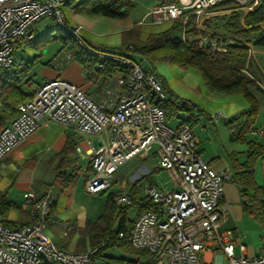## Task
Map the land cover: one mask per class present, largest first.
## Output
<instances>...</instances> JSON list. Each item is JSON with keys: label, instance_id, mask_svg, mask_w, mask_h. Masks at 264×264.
I'll list each match as a JSON object with an SVG mask.
<instances>
[{"label": "built area", "instance_id": "built-area-1", "mask_svg": "<svg viewBox=\"0 0 264 264\" xmlns=\"http://www.w3.org/2000/svg\"><path fill=\"white\" fill-rule=\"evenodd\" d=\"M227 0H179L152 6L142 22L180 20L182 28L193 19L197 28L210 14L218 12L219 4ZM236 7L250 11L264 0H233ZM67 0H0V70L13 76L19 69L12 53L33 40L31 27L44 16L54 17L66 33L73 36L93 55L94 74L105 69L106 61L120 62L118 75L108 76L96 95L87 94L80 86L56 77L37 85L31 97L20 103L17 114L0 130V161L41 125L50 121L73 128L81 134L96 135L98 145L88 146L84 188L89 194L109 191L111 178L118 166L132 157L156 158L153 171H163L166 181L160 184L146 179L141 187L142 202L150 209L140 211L132 220L128 236L137 253L136 264H264V201L261 205L262 231L258 253L247 255L246 246L239 243L235 253V234L222 229L227 204L223 202V185L229 172H218L202 159L197 140L187 123L170 126L164 109L155 101L165 100L162 82L154 72L146 71L129 55L102 49L85 42L79 25L66 23L62 6ZM229 43L247 47L250 59L253 43H245L232 35L219 33L210 42L197 40L198 48L210 45L209 52H224ZM70 58L69 55L65 56ZM249 64V63H248ZM248 64L244 72L263 90L264 82L257 78ZM84 76L89 79L86 71ZM122 89L115 96L113 88ZM213 120L226 116L210 115ZM264 135V121L255 132ZM102 134V135H100ZM81 152V148H76ZM151 172V171H150ZM146 168L141 176L131 177L130 185L142 176H150ZM117 207L131 204L128 191L113 197ZM54 199L50 190L41 194L27 191L21 207L28 210L32 221L8 224L0 215V264H120L112 261L101 248L109 238L85 252L74 253L57 249L46 232ZM124 237L118 233L117 239ZM210 257L206 259V253ZM216 253L215 257L213 254Z\"/></svg>", "mask_w": 264, "mask_h": 264}, {"label": "crops", "instance_id": "crops-1", "mask_svg": "<svg viewBox=\"0 0 264 264\" xmlns=\"http://www.w3.org/2000/svg\"><path fill=\"white\" fill-rule=\"evenodd\" d=\"M133 1H135V4L138 3L140 5L139 10L134 7L123 18L87 14L76 10L73 5L67 3L62 6V11L68 25L80 26L79 34L85 42L102 49L128 54L140 62L146 71L154 72L164 87L165 84L167 85L172 80L176 71L182 72L181 69L190 68H182L179 65V68H175L173 64L166 62H156L157 64L155 65L146 56L135 54L131 51L132 46L143 44L150 34L170 29L173 23L172 21L155 22L149 19L142 22L149 9L160 3V0ZM216 8L218 12L205 18L203 25L211 24L214 21L217 22L218 18L228 15L226 13L229 12H239L241 18L247 12L241 9L229 10L230 8L223 4H219ZM141 12L142 15L139 17ZM260 28L264 34V25L260 24ZM209 31L214 34H228L214 30ZM29 46L28 43L26 46L19 47L13 51L14 55L12 53V56L15 66H24L22 63L24 61L16 59L15 56L19 51L24 52L29 49ZM258 52L259 55L257 57L264 56L260 55L261 51ZM30 54L38 56L41 53L31 49ZM66 55V52L61 49L57 54H54V57L49 59L47 65L41 62L33 65L28 71L27 77H21L18 82L20 89L24 93L32 95L37 85L48 79L61 77L80 86L87 94L96 95L101 90L100 87L108 83L105 82L108 76L114 77L118 75V70L107 75L101 72L98 74L91 73L93 70L87 71L77 61L72 58H66ZM257 57L253 55L250 59L251 66L255 63L257 65ZM83 71L90 74L89 79L84 76ZM190 71L196 80L194 83L192 81L190 86L198 92L199 96L205 98L201 102L198 101L199 104H195L207 114L206 118L195 116V121H199L200 127L197 129L190 127L197 140L196 148L202 159L208 162L214 170L232 174L230 154L239 152L236 156L239 162L244 161L246 158L244 153L245 145L238 143L234 137L242 119V117L238 118V116L248 108V103L239 93L223 94L222 91H209L203 78H199L200 76L197 74L199 72L197 70V72H193L194 70ZM261 72L264 75V71L261 70ZM113 91L115 96L122 95V89L119 87H114ZM259 101V112L263 114L258 113V116L260 115L258 127L248 132L245 138L246 140H255L264 147V135L255 133L264 121V100L261 101L260 98ZM261 103L263 104L261 105ZM212 112H221L226 116V120H222V123L228 128V133L224 130L226 128H217L216 123L219 119L213 120L210 117ZM213 124L214 128L212 130L211 126ZM68 136H71L72 147L66 151V163L63 170L66 173L70 171L77 173L73 167L79 162L82 168L80 173H83L84 178L82 182H77L74 186L69 178L60 181L54 177L56 168L59 165L58 160L62 156L60 151ZM225 142L229 143V148L225 147ZM90 144L95 146L90 140V134H81L71 127L66 128L53 121L41 125L24 141L18 143L0 161V212H2L3 219L10 225L31 222L32 218L28 210L21 207L26 192L33 191L39 195L46 190H50L54 203L46 226L47 234L57 249L74 253L85 252L91 246L90 237L87 234V224L88 222H95L101 215L98 207L94 208L92 204H86L84 200H81L82 197L84 198V184L89 172V169L87 171V160L83 157V152ZM77 147L81 148V152L76 149ZM77 174L79 175V173ZM41 175L43 178L47 177V179H39ZM46 180L52 181L51 183H46L48 182ZM254 180L257 185L264 188V154L254 164ZM152 181L155 182L154 180ZM142 184L143 181L141 186ZM114 187L116 188V185L112 186L109 192H113L112 189ZM117 187H122L129 192L131 185L125 181H120ZM252 195L253 192H250L249 196H242L240 189L230 178L225 180L223 202L227 204L228 210L221 228L233 230L236 254L239 253V243L246 246L247 255L252 256L258 253L263 226L261 211L250 207L252 205L250 202L248 208L242 205V201H250L249 198H252ZM137 253H126L127 256L123 258L135 260ZM206 255V259H208L210 253L207 252Z\"/></svg>", "mask_w": 264, "mask_h": 264}, {"label": "trees", "instance_id": "trees-1", "mask_svg": "<svg viewBox=\"0 0 264 264\" xmlns=\"http://www.w3.org/2000/svg\"><path fill=\"white\" fill-rule=\"evenodd\" d=\"M70 1L71 0H67L66 3L69 4ZM73 1V7L78 11L91 15L101 14L109 17H126L133 7V0ZM178 1L179 0H160L161 3H177ZM221 4L228 8L236 7V3L233 0H227ZM260 24L264 25V1L256 9L247 11L242 18L239 12H232L222 24V30L239 38L245 43H253L257 48H264V34L260 28ZM181 31L183 36L179 34ZM187 35H197V31L189 22L185 24L183 30L182 22L180 20H175L170 29L150 34L143 44H135L132 46L131 51L135 54L146 56L151 63L169 61L178 64L182 68L197 69L209 91H222L228 94L239 93L246 99L248 108L238 116V118L241 117V115L243 117L240 121L238 132L234 137L238 143L245 145L244 153L246 154V158L244 161L239 162L236 159L239 152H232L230 154L232 166L230 179L238 186L242 196H249L250 192H253L252 198H249L250 201L244 200L242 201V205L248 208L251 203L252 205L250 207L261 210V205L264 201V188L257 185L254 180V164L256 160L264 154V147L255 140H246L245 135L254 129L252 126L259 113L260 97L257 96L256 92H262L263 95L264 92L243 71L246 64L250 63L247 47L229 43L226 51H215L210 53L209 44H206L203 49L198 48L197 40H187L184 38L187 37ZM59 38L63 43L62 50H64L70 58L77 61L87 71L93 70L95 58L92 54L83 49L73 36L65 33L63 36H59ZM32 42L34 41L31 40L30 43ZM32 66V64L22 67L16 66L19 71L15 72L13 76H9L6 71L0 70V130L17 114L18 105L31 97L29 93H24L20 89L18 82L21 77L27 75ZM120 66V62L109 60L106 61L105 69L100 72L107 75L120 69ZM91 73H93V71ZM155 102L164 109L166 118H168L169 101L165 99ZM192 121H195V118L182 120L180 123H187L190 126ZM70 147H72V140L71 136H68L60 151L62 156L56 168L57 173L55 176L57 177L63 174H65L66 177V172L63 169L66 163L65 154ZM69 175L71 176L69 179L73 181L77 173L72 172ZM144 178L153 182L149 176H142L135 180V182L131 184L129 191L132 201L131 204L123 207L115 206L113 202L114 193L109 192L104 212L95 222H88L87 234L90 237L91 246L109 238L104 246H102L101 253L104 252V248L113 244H119L127 253H143L142 251L134 249L128 241L132 221L127 219L126 212L127 209L133 205L140 211L152 208L149 202H142L141 182ZM1 213L2 212H0V215ZM113 215H115V221H117L115 230L112 228L113 222L111 218ZM102 220L107 221V224L103 227L99 224V221ZM119 232L124 234V237L121 239H117ZM107 257L120 264H136V261L131 259Z\"/></svg>", "mask_w": 264, "mask_h": 264}, {"label": "rangeland", "instance_id": "rangeland-1", "mask_svg": "<svg viewBox=\"0 0 264 264\" xmlns=\"http://www.w3.org/2000/svg\"><path fill=\"white\" fill-rule=\"evenodd\" d=\"M72 3H74L73 0L70 1V5H72ZM132 9L129 11V13L134 9V7L136 8V10H139L140 5L137 3L135 4V1H132ZM232 12L226 13L228 15H230ZM142 15H139V17ZM228 15H224V17H220L218 18L217 22H212L211 24H206L203 25L204 22L202 21L201 23V27L197 28L195 26V22L192 19L191 25L192 27L197 31V35H187V37H184L187 40H199V39H203L204 42L206 43L207 41L210 42L212 40L215 39L216 34L211 33L209 30H214L217 32H224L222 30V24L225 22V20L227 19ZM149 19V18H148ZM147 19V20H148ZM150 20V19H149ZM175 20H173L172 22H174ZM185 27V26H184ZM31 30L33 31V40L34 43H30L29 42V49H27L26 51H19L18 54H16V59H19L20 61H24L22 62L24 65L28 66L29 64L31 65H35L37 63H45V65H47L49 62V59H51L52 57H54V54H57L61 49H62V41L59 38V36H63L66 32L65 30L59 25V23L57 22V20L54 17L51 16H44L40 19H38L35 23H33ZM179 34L181 36H183L182 31L179 32ZM31 49H35L37 50V52L40 51V55L36 56V55H31ZM252 53L251 55H254L255 57H257V55H259L258 51L260 52V55H264V48H257L253 45V49H252ZM14 55V53H13ZM157 62H166V63H170L173 64L175 68H179L178 64L173 63V62H169V61H157ZM257 65L252 64L251 66V62L248 64L251 72L260 80H262V82H264V75L261 72L264 71V56H258L257 57ZM153 64H157L156 62ZM161 64V63H160ZM163 66V65H162ZM33 67V66H32ZM259 67V68H258ZM181 69V68H180ZM261 69V70H260ZM182 72L176 71L175 74H173L172 80L170 82L167 83V85L165 84L164 88V92H165V96L166 99L169 101V115L167 118V122L170 126H177L178 123H180L182 120H188L190 118H195V116L198 117H204L206 118V112H204L203 110H201L200 108L197 107V105L195 103H198V101H202L205 100V98H203V96H199L198 92L195 89H192V87L190 86L191 82L194 83L195 77L193 75H191V71L190 70H194L193 72H197V69L194 68H190V69H181ZM187 70V71H185ZM197 70V71H196ZM179 72V74H178ZM186 72V73H185ZM199 72V71H198ZM199 74V78H201V74L200 72L197 73ZM28 75V74H27ZM27 75L25 77H27ZM198 77V75H197ZM196 77V78H197ZM29 79V77H28ZM202 80V79H201ZM203 86V85H202ZM220 92V91H218ZM223 94H225V92H222ZM257 96H259L261 98V101L264 100V95L262 92H256ZM199 104V103H198ZM263 103H261L262 105ZM215 112H212L211 114H213ZM242 113V112H241ZM259 114H263L262 112H259ZM241 117H243L241 115ZM240 117V118H241ZM222 118H219V121L216 123L217 128H226L225 125L222 123ZM260 121V115L257 117L254 125L252 126V128H257L258 126V122ZM199 121H192V123L190 124L191 127H194L195 129H197L198 127H200L199 125ZM212 130L214 128V124L211 126ZM239 128V127H238ZM226 133H228V128L224 129ZM238 132V130L236 131V133ZM102 135V134H100ZM97 136L92 134L90 135V140L95 144L98 145V142L96 141ZM225 147L229 148V143L225 142ZM77 159V158H76ZM61 160H58V163H60ZM156 158L154 156H150L148 158H146L145 160H140L137 157H132L129 160H127L126 162L120 164L117 168V170L114 172L111 181L112 184L110 186V189L112 186L116 185V188L114 187L112 189L113 193L117 194L120 192L125 191L122 187H117V185L120 183V181H125V182H129L131 177H136V176H141L144 171V169L146 168L150 173H151V179L154 180L157 184H160L161 181H166L167 180V176L165 174V172L163 171H153V166L155 164ZM74 170H76L77 173H79V175L77 174L72 183L73 186L75 185V183L77 182H82L83 181V173L82 172V168L79 165V162L76 163V165H74L73 167ZM57 173V172H56ZM70 173H72V171L66 173V177L65 174L60 175L59 177L55 176V178H58L60 181L62 179H67V178H71V176L69 175ZM39 179H47L43 178L42 175L39 176ZM146 180V178L143 179V182ZM48 182L46 183H51L52 180H46ZM127 182V183H128ZM115 191V192H114ZM84 198L82 197L81 200H84L86 202V204H92L93 207H98L101 211V214L104 212L105 210V206L106 203L108 201V193L109 191L105 190L102 191L100 193L97 194H89L84 190ZM114 194V195H115ZM137 214V207L135 205L130 206L127 209L126 215H127V219L132 221L135 216ZM112 222H113V230H115V224L117 221H115V215L112 216L111 218ZM99 224L103 227L104 225L107 224V221L102 220L99 221ZM103 253H105L107 256L109 257H115V258H123L126 255V251L124 249H122L121 246H119V244H113L110 246H107L106 248L103 249ZM237 253V250H236ZM206 255V254H205ZM216 253L213 254V257H215ZM207 257V255L205 256ZM224 264H226V261H224Z\"/></svg>", "mask_w": 264, "mask_h": 264}]
</instances>
